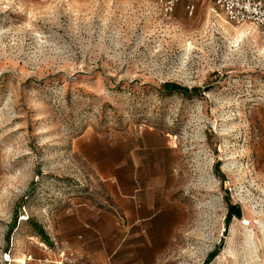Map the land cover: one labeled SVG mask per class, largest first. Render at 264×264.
Instances as JSON below:
<instances>
[{
  "label": "rangeland",
  "instance_id": "374dc122",
  "mask_svg": "<svg viewBox=\"0 0 264 264\" xmlns=\"http://www.w3.org/2000/svg\"><path fill=\"white\" fill-rule=\"evenodd\" d=\"M79 237L264 264L263 29L212 0H0V264Z\"/></svg>",
  "mask_w": 264,
  "mask_h": 264
},
{
  "label": "crops",
  "instance_id": "0c3cea01",
  "mask_svg": "<svg viewBox=\"0 0 264 264\" xmlns=\"http://www.w3.org/2000/svg\"><path fill=\"white\" fill-rule=\"evenodd\" d=\"M84 225L87 227L86 224ZM93 245L94 243L86 240L85 237L73 243L68 242L62 251L67 252L68 256H59L53 262L47 248L38 244L41 252L35 255L34 264L40 263L38 258H45L48 264H147L146 261H149L148 258L139 256L140 254L135 255L134 252L125 251L126 248H122L124 242L112 248L106 247L104 243H101L103 246L99 249L92 247Z\"/></svg>",
  "mask_w": 264,
  "mask_h": 264
},
{
  "label": "built area",
  "instance_id": "2783aa9c",
  "mask_svg": "<svg viewBox=\"0 0 264 264\" xmlns=\"http://www.w3.org/2000/svg\"><path fill=\"white\" fill-rule=\"evenodd\" d=\"M164 10H171L178 0H157ZM229 22L250 23L264 30V0H212ZM29 256L27 259H30ZM39 264H48L45 259Z\"/></svg>",
  "mask_w": 264,
  "mask_h": 264
},
{
  "label": "trees",
  "instance_id": "16d2710c",
  "mask_svg": "<svg viewBox=\"0 0 264 264\" xmlns=\"http://www.w3.org/2000/svg\"><path fill=\"white\" fill-rule=\"evenodd\" d=\"M162 89L164 92L166 93H172V92H176V93H181L184 96H190V95H196L199 92V88H191L188 89L186 87H182L179 86L176 83L173 82H164L162 84ZM233 208L230 207L229 209V213L227 215V219H229L232 215H235L236 217H240V213H239V208L236 207V210L233 211ZM33 228L35 229L37 236L45 243H49V238L48 236L45 234V232L43 231L42 227L36 223H33ZM215 255V253H211L207 259V262Z\"/></svg>",
  "mask_w": 264,
  "mask_h": 264
}]
</instances>
